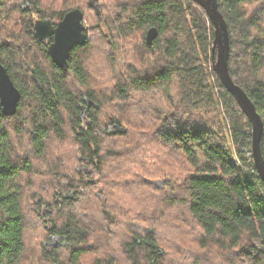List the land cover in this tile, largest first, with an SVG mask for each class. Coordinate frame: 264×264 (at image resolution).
<instances>
[{"label": "trees", "instance_id": "16d2710c", "mask_svg": "<svg viewBox=\"0 0 264 264\" xmlns=\"http://www.w3.org/2000/svg\"><path fill=\"white\" fill-rule=\"evenodd\" d=\"M96 1L99 14L89 0H0L1 61L21 93L16 115L0 106V264H264L253 126L214 71L206 11L193 0H105L116 9L108 31L87 29L58 67L35 16L81 9L98 24L108 9ZM218 5L230 74L264 124V0ZM193 227L199 249L186 250Z\"/></svg>", "mask_w": 264, "mask_h": 264}, {"label": "water", "instance_id": "95a60500", "mask_svg": "<svg viewBox=\"0 0 264 264\" xmlns=\"http://www.w3.org/2000/svg\"><path fill=\"white\" fill-rule=\"evenodd\" d=\"M193 1L206 11L213 23L215 29L214 52L217 51V55H214V71L252 123V156L256 169L264 182V157L261 151L264 124L252 100L234 82L230 74L231 40L227 22L219 10L218 0ZM89 4L98 14L101 12L96 0H90ZM86 31L87 27L84 24L83 11L81 9H74L68 12L57 25L49 18L37 20L34 25L33 34L37 42H46L53 37L54 41L48 47V54L55 65L60 68H68L72 51L77 46H84L89 39ZM158 34L157 28H152L148 31L147 42L149 46L153 45ZM20 99L21 93L3 65L0 54V106L3 114L7 117L16 115ZM88 113L89 108L86 105H82L81 117L86 119ZM115 128L121 133L125 131L124 128L118 125H115ZM239 252L241 254L252 253L251 249L246 247L241 248Z\"/></svg>", "mask_w": 264, "mask_h": 264}, {"label": "rangeland", "instance_id": "374dc122", "mask_svg": "<svg viewBox=\"0 0 264 264\" xmlns=\"http://www.w3.org/2000/svg\"><path fill=\"white\" fill-rule=\"evenodd\" d=\"M90 1V0H89ZM103 4H102V7H104L105 9H108V14H107V12H105V14H104V16H102V21H101V23L99 22L98 24H96V23H94V21H98L96 18H94V19H90L91 17H90V14L88 13V12H90L91 13V11H88L87 12V17H85L86 15H85V12H84V24H85V26L87 27V29H89V30H92V29H95L96 27H100V30L104 33V32H107L108 31V25L107 24H105V20H106V18H107V16H105V15H113L114 13H112V12H115L116 13V9H113V7L111 6V4L110 3H107V2H105V0H103ZM109 2V1H108ZM99 6V5H98ZM92 8V7H91ZM110 10H111V12H110ZM92 14V13H91ZM36 18L35 19H37V20H43V19H39V17L37 18V16H35ZM50 19V18H49ZM53 21H55V22H59L60 20H53ZM97 50H98V56L100 57V61L102 62V64H104L106 67L105 68H109V58H108V56H107V54H106V47L104 46V47H100V46H97V48H96ZM122 62L123 61H120V63L119 64H122ZM118 64V65H119ZM108 65V66H107ZM103 70V69H102ZM101 70V71H102ZM55 156V155H54ZM156 183H162V185H163V183H164V181L163 180H157V182ZM155 209H157V212H160V211H162L163 210V208L161 207V205L159 206V207H157V208H155ZM178 209H179V207H178ZM81 211V210H80ZM83 213V214H82ZM80 214L81 215H85V213H84V211H81L80 212ZM167 215H168V218L170 219V220H172L173 219V221H171L172 222V224H174V222H176V221H179V216H176V218H174V216H175V213H167ZM158 222V221H157ZM123 223H125V221H123ZM152 223V222H151ZM158 224H160L159 226H158V230L160 231V233L163 235V234H165L164 232L165 231H167V232H171V229H170V227H168V226H166L165 225V223L164 222H158ZM175 224H177V223H175ZM126 229V228H125ZM125 229L122 227V226H120V227H115V229L113 230L114 232H115V235H116V237H120L121 236V234L123 233V232H125ZM190 232L192 233V236H193V239H187V240H185V244H184V248L186 249V250H195V249H197L198 247V245H196V241H194L195 239H194V237L196 238L197 236H198V233H197V231H196V229L193 227L192 229H190ZM166 236H167V233H166ZM114 238H112L111 240H106V243H111V241L113 240ZM164 242H165V240H164ZM258 248H261V245L257 242V241H254L253 242ZM243 247H245V245H242V247H240L239 249H241V248H243ZM195 248V249H194ZM199 249V248H198ZM239 249H238V251H239ZM185 253H187V251H181V255L182 256H184V254ZM195 253H196V251H195ZM198 253V252H197ZM199 254H200V252H199ZM217 261L218 262H220L218 259H217ZM218 262H215V264H218Z\"/></svg>", "mask_w": 264, "mask_h": 264}, {"label": "flooded vegetation", "instance_id": "af4514ba", "mask_svg": "<svg viewBox=\"0 0 264 264\" xmlns=\"http://www.w3.org/2000/svg\"><path fill=\"white\" fill-rule=\"evenodd\" d=\"M43 20H44V19H43ZM60 21H61V20H60ZM35 23H36V22H35ZM57 23H58V22H55V21H54V24H55V25H57ZM53 41H54V38H53V37H51L48 41H46V43H48V47H49V45H50Z\"/></svg>", "mask_w": 264, "mask_h": 264}, {"label": "bare ground", "instance_id": "6f19581e", "mask_svg": "<svg viewBox=\"0 0 264 264\" xmlns=\"http://www.w3.org/2000/svg\"><path fill=\"white\" fill-rule=\"evenodd\" d=\"M152 29V28H151ZM147 34H148V32H147ZM146 40H147V35H146ZM148 43V42H147ZM213 66H214V63H213Z\"/></svg>", "mask_w": 264, "mask_h": 264}]
</instances>
